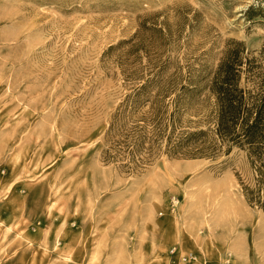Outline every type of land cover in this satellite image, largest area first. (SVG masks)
Segmentation results:
<instances>
[{
	"label": "rangeland",
	"instance_id": "obj_1",
	"mask_svg": "<svg viewBox=\"0 0 264 264\" xmlns=\"http://www.w3.org/2000/svg\"><path fill=\"white\" fill-rule=\"evenodd\" d=\"M231 40L264 65V0H0V264H264L225 228L232 208L264 226L244 152L101 158L126 72L206 80Z\"/></svg>",
	"mask_w": 264,
	"mask_h": 264
},
{
	"label": "trees",
	"instance_id": "obj_2",
	"mask_svg": "<svg viewBox=\"0 0 264 264\" xmlns=\"http://www.w3.org/2000/svg\"><path fill=\"white\" fill-rule=\"evenodd\" d=\"M255 11L250 6L247 17ZM140 47L138 38L131 52ZM244 53L243 42L229 41L206 80L166 75L165 61L148 64L146 75L126 72L131 86L109 119L102 161L135 173L162 153L216 159L237 149L249 164L246 177L237 174L244 200L264 215V65Z\"/></svg>",
	"mask_w": 264,
	"mask_h": 264
},
{
	"label": "bare ground",
	"instance_id": "obj_3",
	"mask_svg": "<svg viewBox=\"0 0 264 264\" xmlns=\"http://www.w3.org/2000/svg\"><path fill=\"white\" fill-rule=\"evenodd\" d=\"M154 183V182H152ZM156 185L154 184V189H156ZM155 197L153 198L154 201ZM176 202V201H175ZM171 204V203H170ZM234 221L227 225L226 231H232L234 228L238 230V241L237 246L242 248H251L253 244H256L258 247V251H264V226H255L243 215V211L234 209ZM170 220H167L166 224ZM217 227V225H215ZM263 253V252H262Z\"/></svg>",
	"mask_w": 264,
	"mask_h": 264
},
{
	"label": "built area",
	"instance_id": "obj_4",
	"mask_svg": "<svg viewBox=\"0 0 264 264\" xmlns=\"http://www.w3.org/2000/svg\"><path fill=\"white\" fill-rule=\"evenodd\" d=\"M176 201V202H175ZM171 208L178 203V200L174 197L171 198ZM162 214V213H160ZM175 248L170 249V252L173 253ZM181 260L183 262H194L196 261V255L193 252L183 253Z\"/></svg>",
	"mask_w": 264,
	"mask_h": 264
}]
</instances>
